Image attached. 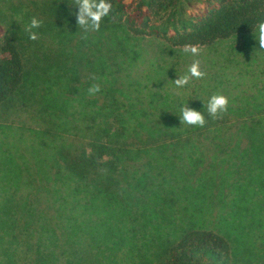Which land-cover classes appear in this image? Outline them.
Listing matches in <instances>:
<instances>
[{
  "label": "trees",
  "instance_id": "16d2710c",
  "mask_svg": "<svg viewBox=\"0 0 264 264\" xmlns=\"http://www.w3.org/2000/svg\"><path fill=\"white\" fill-rule=\"evenodd\" d=\"M71 2L0 0V141L31 150L6 149L0 264H264V0H110L87 32ZM186 45L212 76L169 86L153 55Z\"/></svg>",
  "mask_w": 264,
  "mask_h": 264
},
{
  "label": "clouds",
  "instance_id": "9594fccd",
  "mask_svg": "<svg viewBox=\"0 0 264 264\" xmlns=\"http://www.w3.org/2000/svg\"><path fill=\"white\" fill-rule=\"evenodd\" d=\"M71 4L79 7L75 13L79 27H82L85 32L97 31L104 17L108 16L111 12L112 5L110 0H72ZM42 24L40 19L33 17L29 24L25 26V31L29 34L32 40L38 39V35L33 29H38ZM255 39L258 41L260 49H264V21H259L253 30ZM185 53H191L196 56L200 54L201 49L196 45H186L183 48ZM206 75L200 68V61H194L188 68V73L179 75V78L174 80L177 88L186 86L191 78L202 79ZM100 91L99 84H93L88 92L94 95ZM229 99L223 94H213L206 102L205 109L208 114L213 118L226 112L228 109ZM182 125L199 126L203 127L206 124L203 112L190 108L188 104L180 109L179 114Z\"/></svg>",
  "mask_w": 264,
  "mask_h": 264
},
{
  "label": "rangeland",
  "instance_id": "374dc122",
  "mask_svg": "<svg viewBox=\"0 0 264 264\" xmlns=\"http://www.w3.org/2000/svg\"><path fill=\"white\" fill-rule=\"evenodd\" d=\"M241 46H243L241 39L240 38H236V39H230V40H227V41H224V42L220 43V46H217L216 49H224V50L227 49L228 51L230 49H232V53L233 54H238V52H235L236 51L235 48L238 49L239 47L241 48ZM208 50H209L208 48H205V49L204 48H201L200 53L205 52V51H208ZM244 52H245V50L243 51V53ZM179 54L181 55V53H179ZM245 55L246 56H249L247 54H245ZM153 58H155L157 61H159L161 63H164L167 66V68L171 69V71H172L173 74L172 73L167 74L166 75V79H165V81L170 86V84L175 85L174 80L177 79V78H179V75H185V74L188 73V68L194 62L192 60H195L196 61L197 59H200L202 57H201L200 54L199 55H196V56L190 54V55H186V56L181 55V57H179V58H177L176 56H174V58H172V57H168L163 52H159V53L153 55ZM263 58H264V56H263ZM243 59H245V58H243ZM263 66H264V62H263ZM200 68H201V70L203 72L206 73V75L203 78L209 80L211 78L212 74L207 71V68L206 67L201 66ZM156 71L159 72L160 74H162V72L160 70L156 69ZM243 76H244L246 82H248V80H249V78L247 77L248 75L245 74ZM194 85H195V83H194ZM239 86H241V85H239ZM203 88H205V87H203ZM231 88L232 87H223V88H221L223 90V92L226 94L225 96H227L229 99L232 98L233 95H234L233 93L229 92ZM210 90H213V88L210 89ZM247 96L248 95L246 94V92H244L243 94H241L242 101L244 103H246V102L249 103V101H250ZM245 143H246V140L245 139H238V140H235L234 141V144L235 145L236 144H242V145H244ZM7 146L12 151V152L10 151V153L11 154L12 153L14 154L13 157L18 156L22 152L25 153V154H27V155L28 154L31 155V150L29 149V147H27L26 144H22L21 147L16 148V147H13L11 144H7L4 141H0V181H2V182L6 181L5 178L10 179V171H6L4 168H2L4 165H6L8 163V160L6 159L7 156L8 155H11L10 153L8 154V152L6 151ZM9 188H10V184L8 185V183H7L4 186V190H8Z\"/></svg>",
  "mask_w": 264,
  "mask_h": 264
}]
</instances>
